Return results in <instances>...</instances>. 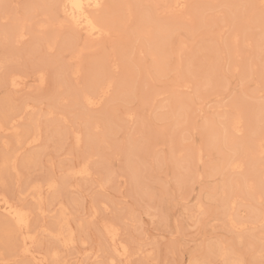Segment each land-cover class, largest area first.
<instances>
[{
  "label": "rangeland",
  "instance_id": "rangeland-1",
  "mask_svg": "<svg viewBox=\"0 0 264 264\" xmlns=\"http://www.w3.org/2000/svg\"><path fill=\"white\" fill-rule=\"evenodd\" d=\"M31 1L8 0L0 12V30L11 27L15 21L24 24V36L17 42L12 41L6 47L0 42V61L5 64L2 65L5 68L0 69V120L9 110L15 114L14 121L8 126L10 129L0 132V162L5 154L12 156L0 174V194L30 213V230L36 236L34 249L43 255L57 251L58 259H48L46 264H110L111 253L100 228L103 221L118 224L120 238L130 244L127 245L132 256L128 264H193L194 260L196 264H222L210 248L216 242L238 251L243 260L241 264H264L262 242L250 236L261 234L264 227L260 223L250 225L249 220L251 208L264 207V184L255 190V197L259 195L260 198V202L255 203L256 200L251 201L245 193L241 195L239 175L212 171L222 154L229 155L230 151L220 143L213 144L204 131L209 120L224 113L226 118L238 115L242 119L243 134L237 135L236 141H247L254 135L264 139V122L256 120L255 110L264 104V13L261 2L182 0L184 5L180 9L174 8L173 0H122V4H119L121 0H106L98 14L108 19L110 35L90 41L68 26L58 28L54 18L50 19L39 11L36 17H30L31 10L27 8ZM125 4L131 11L128 15ZM118 6L123 11H119ZM144 10L152 15L151 19L163 23L168 31L174 29L166 47L168 54L159 60L163 70L159 75L155 73L151 50L146 48L147 45L143 47L144 38L141 43L140 39L134 42V30L137 32L145 23V17H141ZM108 12L113 16L106 15ZM47 18L52 24L42 27ZM233 37L239 40L234 46ZM44 40L53 43L52 50L45 54L43 48L38 47ZM136 43L140 49L136 48ZM66 49L68 52H64ZM75 67H79L80 73L74 79L64 70ZM210 68V80L206 79L205 85L204 79ZM9 72L23 78L20 87L12 88L3 82L4 74ZM39 76L44 77L42 86L39 85ZM97 77L101 80L110 78L114 82L105 103L95 110L73 107L72 96L86 89L85 85H90ZM132 90L133 94H128L131 97L125 98L123 93ZM64 92L70 94L68 100L57 103L58 96ZM146 95L157 98L152 103H144ZM25 104L30 105L26 111L22 108ZM181 107L187 111H182L184 108ZM49 111L52 114L45 115ZM181 111L186 113L181 115ZM127 113L134 115L133 122L128 121ZM108 127L115 129L116 133ZM37 128L42 135L40 143L35 144L37 146L16 142L17 136L25 133L28 138L33 137ZM65 128L82 131L80 145L75 146L72 138L58 137L57 132ZM133 139V145H139L133 151L132 160L136 161L134 165H138L142 179L140 188L143 191L140 192L131 190L130 178L125 172L130 159L126 153ZM198 148L202 150L201 161L192 162L196 173L191 179L177 182L171 155H190ZM87 156L91 157L89 168L92 174L85 179L78 176L68 178L63 185L64 172ZM262 157L260 163L258 161L261 167L254 164L256 169L251 164L250 155H243L242 172L250 175L251 183L255 169L264 168V153ZM107 178L111 181H105ZM228 178L229 184L238 182L240 186L231 190L227 187L226 192L232 191V195L237 196L234 212L247 223L243 230L236 231L245 237L241 244L236 240L237 234L230 232L219 219L222 214L220 204L210 197L218 186H222V179ZM48 181L60 184L58 190L48 189ZM101 181L103 187L99 188ZM32 186L40 187L41 199ZM199 200L204 209L196 219L192 213ZM63 206L67 210L68 224L74 230V248L61 246L52 235L53 223L61 220L59 213ZM92 207L96 209V216L89 218ZM0 241V263H30L16 255L18 248L11 243L8 245L1 227ZM259 253H262L261 259ZM120 262L114 259L113 264Z\"/></svg>",
  "mask_w": 264,
  "mask_h": 264
},
{
  "label": "bare ground",
  "instance_id": "bare-ground-1",
  "mask_svg": "<svg viewBox=\"0 0 264 264\" xmlns=\"http://www.w3.org/2000/svg\"><path fill=\"white\" fill-rule=\"evenodd\" d=\"M8 1V0H0V12H2L3 10V6L4 3ZM10 2H12L13 0H9ZM122 1V0H121ZM119 2V4L123 3ZM128 1V0H127ZM154 1V0H151ZM172 1V0H171ZM169 1V2H171ZM250 1V0H249ZM255 1V0H254ZM259 2H261V0H258ZM126 2V1H125ZM256 2V1H255ZM258 2V3H259ZM19 3V2H18ZM106 3V0H33L29 3V10L31 14L30 17H36L38 14V11L47 16L48 18L52 19L54 18L55 23L57 24L58 28H64L63 26H68L70 27L73 31L75 32H79L82 33L87 40H98L102 37H108L110 35V31L107 26V18L99 15L101 9L104 7ZM163 3V2H162ZM81 5L82 7H78V8H74L73 5ZM174 8L176 7H180V9L183 7V2L182 0H173ZM99 5V7L97 6ZM128 5V4H127ZM137 5V4H136ZM118 10L119 11H123L120 10V6H118ZM124 7V6H123ZM126 7V4H125ZM128 7V6H127ZM126 7V14H130V10ZM24 8V7H23ZM107 9V8H106ZM140 9V8H139ZM144 9V8H143ZM167 10V9H166ZM168 11V10H167ZM178 11V9H177ZM27 12V11H26ZM145 12L147 11H143V14L141 17H145L144 21L146 23V25L144 27H142V25H144L145 23H141L139 22V24H142L141 27H138V29L140 30H134V32L136 33L135 36V40L140 39V43H141V39L144 38V41L146 42L144 46H146V48H148V50H151V57H152V62H155V64L153 63L154 67H155V73L156 75H159L160 73H162V68L159 65L160 62L159 60L166 57V54H168V50H167V44H168V40L170 39V36L172 35L171 33L174 31H168L166 29V27L164 26V24L156 22L154 19H151V14H149V12H147L145 14ZM154 12V11H152ZM99 13V14H98ZM4 16L5 13H2ZM102 14H105L104 12H102ZM110 13H106V15ZM42 15V16H43ZM156 15V14H155ZM105 16V15H104ZM113 16V15H111ZM110 16V17H111ZM255 16V15H254ZM5 17V16H4ZM108 17V16H107ZM109 17V18H110ZM47 18V22L46 23H42V27H49L50 24H52V22L48 21ZM59 18V19H58ZM22 19V18H21ZM120 19V18H119ZM253 19V18H252ZM261 19V18H260ZM259 19V20H260ZM15 20V19H14ZM16 20H18V18H16ZM25 20V19H23ZM113 20V17H112ZM116 20V19H115ZM125 20V19H124ZM142 20V19H141ZM147 20L149 21V23L147 22ZM13 21V20H12ZM21 21V20H20ZM52 21V20H51ZM120 21V20H119ZM257 21V20H256ZM23 22V21H22ZM22 22L19 21H15L13 24H11V27H5L4 29L0 30V35H1V45L2 47H6L7 45H9L12 41L17 42V40H19L20 38H22L23 32H24V24H22ZM31 22V20H30ZM34 22V21H33ZM43 22V21H42ZM45 22V21H44ZM122 21H120L121 23ZM255 22V21H253ZM36 23V22H35ZM55 23H53V25H55ZM114 23V22H112ZM126 23V22H125ZM38 25V23H36ZM48 24V25H47ZM124 24V23H123ZM138 24V25H139ZM227 24V23H226ZM122 25V24H121ZM126 25V24H125ZM148 25V26H147ZM36 26V25H35ZM258 26V25H257ZM38 27H40V25H38ZM40 27V28H42ZM259 27V26H258ZM110 28V27H109ZM257 28V27H256ZM54 29V28H53ZM116 29V28H114ZM124 29V28H123ZM144 29V30H143ZM222 29V28H221ZM26 30V28H25ZM133 31V30H132ZM118 32V31H117ZM120 32V31H119ZM118 34V33H117ZM26 35V34H25ZM78 35V34H77ZM220 35V34H219ZM82 36V35H81ZM118 38V37H117ZM238 37H233L232 39V43L233 46L236 45V43L239 41L237 40ZM48 39V38H47ZM119 39V38H118ZM231 39V38H230ZM51 40V39H50ZM143 41V42H144ZM103 42V41H102ZM13 43V42H12ZM11 43V44H12ZM23 44V43H22ZM40 44V43H39ZM38 44V45H39ZM70 44V42H69ZM129 44V43H128ZM125 45V44H124ZM137 45V43H136ZM227 45V44H226ZM225 45V46H226ZM52 46L53 43L52 41L49 40H44L38 47H42L44 54L45 53H49L52 50ZM84 46V45H83ZM95 46V45H94ZM141 46V45H140ZM232 46V47H233ZM258 46V45H257ZM1 47V46H0ZM231 47V49L233 50V48ZM134 48V47H133ZM137 49H140L141 47H136ZM77 49V48H76ZM229 49V51L231 50ZM3 50V49H2ZM149 50V51H150ZM239 50V49H238ZM5 51V50H4ZM80 51V50H78ZM64 52H68V49H66V51ZM180 52V51H179ZM214 52V51H213ZM234 54L236 53L235 50L232 51ZM264 52V49L263 51ZM4 53V52H3ZM75 53V52H73ZM76 54V53H75ZM75 54H72L74 57ZM233 54V55H234ZM33 55V54H32ZM70 56V54H69ZM2 57V56H1ZM5 57V56H3ZM38 57V56H37ZM71 57V56H70ZM139 57V56H138ZM6 58V57H5ZM73 59V57H71ZM128 58V57H127ZM104 59V58H103ZM115 59V58H114ZM3 60V59H2ZM69 60V59H68ZM235 60V59H234ZM125 61V60H124ZM210 61V60H209ZM127 62V61H126ZM129 62V60H128ZM206 62V61H205ZM104 63V62H103ZM125 63V62H124ZM200 63V62H199ZM4 64V63H3ZM2 64V61H0V69L4 66ZM116 64V63H115ZM134 64V63H133ZM208 64V63H207ZM5 65V64H4ZM225 65V64H224ZM94 66V65H92ZM97 66V64H96ZM111 66V65H110ZM118 66V65H117ZM220 66V65H219ZM218 66V68H219ZM222 66V65H221ZM5 68V67H4ZM67 68V67H66ZM71 68V67H70ZM111 68V67H110ZM188 68V67H187ZM207 68V67H206ZM116 69V68H115ZM212 68H210L208 70V76L207 78H205L204 80H210L209 74L212 73V71H210ZM4 70V69H3ZM61 70V69H60ZM113 70V69H112ZM64 71L69 72V75L71 77H73L75 79V77L78 76V74L80 73V69L79 67H75L73 69H65ZM233 71L236 72V69L233 68ZM4 71H2L3 73ZM13 72V71H12ZM7 73L6 75L4 74V78L2 79L3 82L7 85H9V87L11 86L12 88H18L23 84V78L21 76H19L18 74L14 73ZM143 72V71H142ZM165 72V71H164ZM65 73V72H64ZM221 73V72H220ZM233 73V72H232ZM115 75V74H114ZM146 76V75H145ZM100 77V76H99ZM2 78V76H1ZM59 78V77H58ZM62 79V77L60 78ZM110 79V78H109ZM108 78H96L95 80H93V82L90 83V85H85L86 89H82L80 90V92H76L77 94L72 96L73 98V107H78L81 108L82 110H89V109H97L99 108V106L106 100L107 95L110 92V89L113 87L114 82L109 80ZM152 79V78H151ZM63 80V79H62ZM205 81V85L206 82ZM136 81V80H134ZM153 81V80H152ZM27 84V83H26ZM38 84V83H37ZM44 84V77L43 76H39V85H43ZM73 84V83H72ZM134 84V83H133ZM183 85V84H182ZM187 85V84H186ZM203 85V87L205 86ZM70 87V86H69ZM188 88V87H187ZM58 89V88H57ZM68 89V88H67ZM134 89V88H133ZM18 91V90H17ZM16 92V91H14ZM71 92V91H70ZM216 93V92H215ZM128 94H133V90L132 91H127L125 93H123V95H125V98H128L130 95ZM153 94V93H152ZM156 94V93H155ZM70 94H68L67 92H64L63 94H61L60 96H58L57 99V103H62V102H66L69 98ZM131 97V96H130ZM33 98V97H32ZM57 98V97H56ZM156 96L153 95H146L145 97V101L144 103H152L156 100ZM200 98V97H199ZM71 99V98H70ZM123 99V98H122ZM201 99V98H200ZM124 100V99H123ZM132 100V99H131ZM108 101V100H107ZM126 101V100H125ZM55 102V103H56ZM23 103V102H22ZM26 103V102H25ZM34 103V102H33ZM105 103V102H104ZM202 104V102H201ZM200 104V105H201ZM60 105V104H59ZM62 105V104H61ZM60 105V106H61ZM186 105V104H185ZM199 105V104H198ZM71 106V105H70ZM152 106V105H151ZM184 106V105H183ZM202 106V105H201ZM200 106V107H201ZM164 107V106H163ZM25 111L28 110L30 108L29 104H25L22 107ZM68 108V107H67ZM162 108V107H161ZM184 107H181V109ZM17 109V108H16ZM19 109V108H18ZM21 110V109H20ZM23 110V111H24ZM34 110V109H33ZM186 110L185 108L182 109V111ZM257 110L256 112V120L258 122L263 121L264 122V104H260L257 106ZM13 110H9L8 113L4 114V117L2 120H0V132H7L10 128H8V126L14 121V117L13 114L14 112H12ZM22 111V113H23ZM98 111V110H97ZM129 111V110H128ZM181 111V115H184L186 113V111L183 113ZM12 112V113H11ZM44 112V111H43ZM132 112V111H131ZM178 113V112H177ZM183 113V114H182ZM52 113L49 112H45V115H51ZM57 114V113H56ZM60 114V113H59ZM15 115V114H14ZM41 115V114H40ZM44 115V114H42ZM41 115V116H42ZM61 115V114H60ZM22 116V115H21ZM127 119L129 122H133L134 119V115L131 113H127L126 114ZM180 116V114H179ZM218 117H216L214 120H209L206 125L204 126V131H206V133L208 134V138L211 140V142L214 144L216 143H220L223 147L225 146L228 151H230L229 155H225L220 157L219 161H217V163L214 165V167L212 168V171H216L215 173H219V174H228L230 176L232 175H239V178L241 179L240 181V186L239 183H230V179L228 178V180H223L221 181L220 184H222V186H218V188L216 189V191L212 194V196L210 195L211 199L215 200V202L220 204L221 207V212L222 214H219V219L226 225V227L228 228V230L230 232H235L233 234H237L236 235V240L238 242V244H241L244 242V238L241 235H238L237 232H240L241 230L244 229V227L247 225L246 222L241 220V217L239 215H236L237 212H234L235 210V205H236V198L237 196L235 194L232 195V191H229V193L226 192L227 187L231 190L232 187L234 189V187H239L242 191H240V193H245L248 198L251 197V201L253 199V201L256 200L255 203H259L260 202V198L259 195L258 197H255V190L256 189H261L263 184H264V168H258V170H256L257 168L254 166V164H258V161L262 158L263 159V153H264V142L262 140V138L254 135L253 137L250 138V140L247 139V141H236V139L238 138V136H240V134L242 133L241 130V124H242V119L240 117L235 116H231L230 118L224 115V113H220L217 115ZM44 117V116H42ZM58 117V116H57ZM182 117V116H181ZM224 118V119H223ZM17 118H15L16 120ZM40 120V119H39ZM38 120V121H39ZM43 120V118H42ZM33 122V121H32ZM43 122V121H41ZM109 122L114 123L112 120H110ZM182 122V121H180ZM44 123V122H43ZM109 124V126L111 127V124ZM257 123V122H256ZM42 124V123H40ZM68 124V123H67ZM183 124V123H182ZM261 124V123H260ZM264 124V123H263ZM36 125V124H33ZM32 125V126H33ZM63 125V124H62ZM89 125V124H88ZM108 125V124H107ZM113 125V124H112ZM56 126V125H55ZM72 126V125H71ZM255 126H259V125H255ZM13 127V124L11 125V128ZM58 127V126H57ZM56 127V128H57ZM110 127H108L107 129L109 130ZM113 127V126H112ZM111 127V128H112ZM34 128V127H33ZM62 128V126H61ZM29 129V128H28ZM66 129V128H65ZM82 129V127H81ZM26 130V129H25ZM44 130V129H43ZM89 130V129H88ZM111 131L114 132L115 129H110ZM53 131V130H52ZM59 131V130H58ZM259 131V130H257ZM51 132V131H50ZM81 132V133H80ZM256 132V131H255ZM112 132H110V135L114 136V132L113 134H111ZM58 137L60 138H72L71 140H73L75 146L80 145L81 142V134L82 131H77L74 129H66V130H62L61 132H57ZM106 134V131H105ZM105 134H103L102 136H104ZM243 134V133H242ZM251 134V133H250ZM253 134V132H252ZM255 134V133H254ZM28 133H25L24 135H19L17 136V140L16 142L21 144L22 142H24V144L26 145H35L37 143H40L41 139H42V135L40 130L37 128L35 130L34 136L31 138L27 137ZM106 135H109L106 134ZM107 138H110L109 136H106ZM238 135V136H237ZM246 135V134H245ZM244 135V136H245ZM1 136V135H0ZM8 136V135H7ZM16 136V135H15ZM50 136V134H49ZM237 136V138H236ZM247 136V135H246ZM245 136V137H246ZM263 136V135H262ZM13 137V136H12ZM45 137V136H44ZM104 137V138H105ZM112 137V136H111ZM47 139L49 138L48 136L46 137ZM56 138V137H55ZM59 139V138H58ZM63 139V140H64ZM90 139V138H89ZM99 139V138H98ZM97 139V141H99ZM102 139V137H101ZM100 139V140H101ZM62 140V141H63ZM51 141V140H50ZM58 141V140H57ZM109 141V140H108ZM59 142V141H58ZM100 142V141H99ZM6 144V142H5ZM62 144V143H61ZM134 144V139L133 141L130 142V146L128 147V156H130L129 158V163H127V167L125 172L128 174V177L130 178V184L132 186L131 190H134L136 192H140L142 189L141 187V182L142 179L139 176V168L134 165V163L136 162L135 160H132V156L133 155V151L137 148H139V145L136 146L133 145ZM42 145V144H41ZM99 144H97L98 146ZM17 146V145H16ZM37 146V145H35ZM60 146V145H59ZM32 147V146H31ZM63 147V146H62ZM20 148V147H19ZM96 150V148H95ZM138 151V150H137ZM4 153V152H3ZM10 153V152H9ZM16 154V151L14 152ZM174 153V152H173ZM222 153V152H220ZM227 154V153H226ZM38 155V154H37ZM139 155V154H138ZM243 155L247 156L250 155V157L253 159V161H251V164H253L255 169V173H254V180L251 183V179H249V174L246 173L244 174V172H242V168L244 166V161L242 160ZM90 156L84 158L82 161H80V163L77 166H70L65 173V177H64V181L62 182L63 185H66V181L68 178H72L74 176H78L79 178H84L90 176L91 170L89 168V162H90ZM202 158V150L200 148H198L196 151H194L193 154L190 155H185V156H181V155H171L170 157V161L172 163V166L174 168V173L177 174L176 178L177 182H179V180L183 181V180H188L191 179V175L195 174L196 172L192 169V162L194 160H196V162H200ZM12 159V156H10L9 154H5L4 156H2L1 162H0V174L2 173V170L8 166L10 160ZM27 159V158H26ZM261 159V160H262ZM131 160V161H130ZM14 161V160H13ZM133 161V163H132ZM73 163V162H72ZM260 163V161H259ZM262 163V162H261ZM28 164V163H27ZM136 164V163H135ZM260 166V164H258ZM261 167V166H260ZM263 167V166H262ZM105 169V168H104ZM65 170V168H64ZM247 171V170H246ZM4 172H6L4 170ZM250 172V171H249ZM7 173V172H6ZM103 175V174H102ZM175 176V175H174ZM199 177V176H197ZM228 177V176H227ZM55 178V177H54ZM53 178V179H54ZM78 178V179H79ZM101 179V178H100ZM103 180V179H102ZM111 181L110 178L105 179V181ZM232 180V179H231ZM35 182V181H34ZM225 182V183H224ZM68 183V182H67ZM97 183V182H96ZM103 183L104 182H99L98 187L102 188L103 187ZM180 183V182H179ZM32 184V183H31ZM30 184V185H31ZM35 184V183H34ZM60 184H56L55 181H48L46 184V187L48 189L51 190H58L57 187ZM70 185V184H69ZM68 185V186H69ZM29 187V186H28ZM96 187V186H95ZM129 187V186H128ZM264 188V187H263ZM31 189L36 192L37 196L39 199H41V192H40V187L39 186H32ZM47 189V190H48ZM67 189V188H66ZM65 189V190H66ZM95 189V188H94ZM239 189V190H240ZM50 190V191H51ZM62 190V189H60ZM68 190V189H67ZM145 190V189H144ZM236 190V189H235ZM28 191V190H27ZM30 191V190H29ZM43 191V190H41ZM143 191V190H142ZM149 191V190H148ZM63 192V191H62ZM260 192V191H259ZM243 193L241 195H243ZM56 194V192H55ZM54 194V195H55ZM244 194V195H245ZM260 194V193H259ZM31 195V193H30ZM238 195V194H237ZM33 196V195H32ZM35 196V194H34ZM57 196V195H56ZM58 197V196H57ZM61 197V196H60ZM208 197V195H207ZM205 197V198H207ZM246 197V196H245ZM74 198V197H73ZM43 199V197H42ZM52 199V198H51ZM183 199V198H182ZM13 200V199H12ZM48 200V199H47ZM209 200V199H207ZM43 201V200H42ZM56 201V200H55ZM98 201V200H97ZM210 201V200H209ZM58 205V204H57ZM61 205V204H60ZM253 206V205H252ZM263 206V205H262ZM29 207V206H28ZM27 207V208H28ZM255 207V206H254ZM256 208V207H255ZM254 208L250 209V225L253 224H257L260 223L263 225L264 227V207L261 208H257V210ZM41 209V208H40ZM203 204L202 202L199 200L197 201V203L194 205V209H193V213L192 215L194 216V218L197 219L196 216H198L199 214L203 213ZM237 209V208H236ZM29 210V209H28ZM52 210V209H51ZM83 210V209H82ZM66 208L63 206L60 209V221L57 220V223H53L55 226H53L55 228L54 232L52 233L53 237L59 241L60 245L63 247H73V245L76 243L75 240V235H74V230L71 228V226H69L68 221H67V212H66ZM192 211V210H191ZM84 212V211H83ZM241 212V211H238ZM32 213V212H31ZM82 214V213H81ZM100 214V213H99ZM241 214V213H240ZM89 218H94L96 216V209L94 207L91 208V213L89 215ZM0 217H2V221L1 223V232L5 235V238H7V243L10 246V243L13 245V247H17V254L18 256H21L27 260L30 261L27 262L29 264H46L48 262V259L50 260H56L58 259V253L56 250H52L48 253V255H43L42 253H40L37 249H34V245H35V240H36V236L35 234L32 235L30 227H31V218H30V213L27 212L25 209L18 207L15 203H13L12 201H10L6 196H4L3 194H0ZM87 217V216H86ZM126 217V216H125ZM188 217V214H187ZM192 217V216H191ZM84 218V217H83ZM97 218V217H96ZM117 219V218H116ZM218 219V218H217ZM53 220V219H52ZM74 220V219H73ZM88 220V219H87ZM97 220V219H96ZM222 223V224H223ZM249 223V222H248ZM77 224V223H76ZM34 225V224H33ZM118 225V224H117ZM116 223L114 224V221H103L100 224V228H101V234L103 235V238L105 239V243L107 244V246L109 247L110 250V255L111 257L109 258V262L110 264H113L114 259H118L121 260L123 264H128L129 259L131 258L132 254L129 251V247L124 240H122L120 238V232H119V228L117 227ZM249 225V224H248ZM96 226V225H95ZM223 226V225H222ZM39 228V227H38ZM52 229V228H51ZM260 229V228H259ZM256 230V229H255ZM52 231V230H51ZM228 232V231H227ZM260 232V231H259ZM100 234V233H99ZM240 234V233H239ZM262 235V236H261ZM251 238L254 239H258L262 242V248L264 249V229L261 232V234H257L255 235H251ZM78 238H80L78 236ZM12 239V240H11ZM54 239V241H55ZM2 240V239H1ZM1 242V241H0ZM81 242V241H80ZM84 242V241H83ZM82 242V243H83ZM57 243V242H56ZM78 243V242H77ZM6 244V243H5ZM130 245V244H129ZM155 245V244H154ZM132 246V245H131ZM12 247V246H11ZM59 247V246H58ZM2 248V247H1ZM74 248V247H73ZM211 250H212V254L214 255L215 258H218L222 264H241L242 263V257L240 255V253L236 250H234L233 247L231 246H227L226 244H223L221 242H216L214 245H212V247L210 246ZM7 249V248H6ZM131 249V248H130ZM37 250V251H36ZM58 250V248H57ZM139 250V249H138ZM261 250V248H260ZM2 251V249H1ZM4 251V248H3ZM49 251V250H48ZM69 251V250H68ZM12 252V251H11ZM132 252V251H131ZM136 252V251H135ZM133 253V252H132ZM138 253V252H137ZM262 253L263 250H262ZM261 253V254H262ZM210 254V253H209ZM256 254V253H255ZM260 253L258 254V258H260L262 255ZM108 255V254H107ZM142 255V254H141ZM62 256V255H61ZM134 256V254H133ZM210 256V255H209ZM13 257V256H12ZM213 257V256H212ZM264 258V257H263ZM8 259V258H7ZM60 259V258H59ZM261 259V258H260ZM117 261V260H116ZM53 262V261H52ZM61 262V261H60ZM151 262V261H150ZM5 263L7 264V262L5 261ZM4 262H1L0 264H5ZM26 263V264H27ZM22 264V263H21ZM193 264H196V260L193 261Z\"/></svg>",
  "mask_w": 264,
  "mask_h": 264
},
{
  "label": "snow or ice",
  "instance_id": "snow-or-ice-1",
  "mask_svg": "<svg viewBox=\"0 0 264 264\" xmlns=\"http://www.w3.org/2000/svg\"><path fill=\"white\" fill-rule=\"evenodd\" d=\"M99 7V5H97ZM7 7V6H5ZM74 8H78V7H82L81 5H73ZM261 9H262V13H264V0H261Z\"/></svg>",
  "mask_w": 264,
  "mask_h": 264
}]
</instances>
